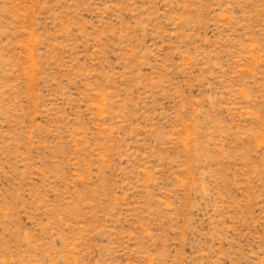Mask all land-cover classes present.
<instances>
[{
	"label": "rangeland",
	"instance_id": "374dc122",
	"mask_svg": "<svg viewBox=\"0 0 264 264\" xmlns=\"http://www.w3.org/2000/svg\"><path fill=\"white\" fill-rule=\"evenodd\" d=\"M0 264H264V0H0Z\"/></svg>",
	"mask_w": 264,
	"mask_h": 264
}]
</instances>
